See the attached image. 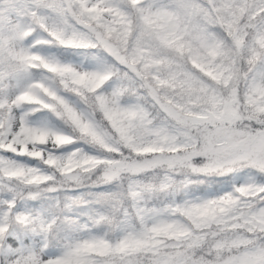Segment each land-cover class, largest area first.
<instances>
[{"label":"clouds","instance_id":"clouds-1","mask_svg":"<svg viewBox=\"0 0 264 264\" xmlns=\"http://www.w3.org/2000/svg\"><path fill=\"white\" fill-rule=\"evenodd\" d=\"M140 2L135 0L136 4ZM170 2L159 0L162 6ZM77 7L73 4V8ZM252 7L251 0L243 4L235 0L231 5L218 4L217 24L209 26L202 41L192 42V50H186L183 55L164 44L159 38V28L142 18L130 21L126 32H121L118 25L113 26L107 39L130 62L135 61L136 75L151 84L166 111L144 92L141 94L147 98L138 100L134 89L139 81L130 83L122 79L120 73L126 69L117 62L116 73L101 82L86 74L103 71L62 64L36 51L28 43L29 37L42 29L34 19L15 35H0L3 44L0 54L6 59L8 55L17 61L31 57L28 72L36 69L48 74L46 80L31 83L42 85L32 89L40 100L23 105L20 114L47 109L63 123V127L33 126L27 120L28 127L47 135L33 139L29 132L19 140L13 136L8 144L0 142V149H6L5 153H16L17 149L19 156L24 157L39 153L37 161L47 166L44 170L47 182L33 180L25 170L28 165L2 155L0 176L11 181L17 193L26 188L48 190L50 186H116L114 191L98 197L107 207L101 222L109 226V231L102 235H71L61 242L53 220L41 229L43 237L39 245L2 258L0 264H253L254 261L264 264V182L240 184L226 192L229 195L225 199L211 206L209 199L172 203L159 211L139 206L147 194L174 190L178 176L191 184H204L207 178L244 169H254L264 175V170L251 166L258 154L246 153L243 147L240 152L215 163L214 157L195 154L198 151L195 142L203 143L205 130L226 129L241 146L253 139L258 130H264V98H255L254 83L257 75L254 69L264 68V15ZM36 11L37 18L48 16L49 27L62 31L65 39L73 38L70 45L57 44L68 48H99L114 58L102 46H88L94 41L87 25L81 28L75 20L66 24L43 7ZM43 32L51 38L47 31ZM41 41L45 40H36V43ZM210 49L214 55L209 54ZM42 60L69 66L77 76L60 77L45 67ZM177 65L197 81L191 90L179 83H164L171 80L170 70ZM212 72L221 78L217 79ZM80 76L84 77L83 81ZM113 77L120 81V87L128 88L119 97L118 107L132 109L140 105L137 118L116 122L109 110L113 105L102 107L99 103L101 96L111 101L116 90L107 92L105 85ZM178 79L182 80L183 76ZM45 87L50 91L45 92ZM52 92L56 95H51ZM69 95L76 97V101L69 99ZM126 96L134 97L136 103H122ZM53 103L55 110L49 106ZM25 106H28L26 110ZM20 114L17 113V122L12 126L17 132L23 126ZM157 129H163L161 136L168 137L166 142L155 135ZM75 145L81 146L61 151ZM45 150L49 153L47 159ZM157 160L161 162L154 163ZM205 168L204 172L197 171ZM149 172L151 175L146 179H139ZM129 199L131 204L127 203ZM122 211L134 222L115 235L112 228ZM3 216L2 240L14 224L31 223L26 217L16 216L13 209L6 208ZM223 220L228 222L221 223Z\"/></svg>","mask_w":264,"mask_h":264},{"label":"snow or ice","instance_id":"snow-or-ice-1","mask_svg":"<svg viewBox=\"0 0 264 264\" xmlns=\"http://www.w3.org/2000/svg\"><path fill=\"white\" fill-rule=\"evenodd\" d=\"M234 0H171L167 5H160L159 0H141L140 4H136L135 0H121V5L117 6L112 3V0H34L32 10L30 11L31 19L44 30L49 33L51 37L48 40L41 41L43 44L48 43H60L64 45H70L73 43V38L65 39V34L62 31L53 30L49 27L50 18L48 16H42L37 18V9L43 7L46 10L54 13L57 17L62 18L66 24H71V21L75 20L83 28L85 25L89 27L90 34L94 43L91 47L102 46L115 58L117 64L123 69L120 73L121 78L128 80L130 83H137L138 87L134 89L138 100L146 99L150 96L154 102L159 104L161 110H167L163 103L160 101V97L156 90L146 81H142V78L136 75V69L134 67L135 61L130 62L127 57L121 54L119 49L113 48L107 34L113 30L114 25H118L121 32H126L130 25L129 22L136 18H142L150 25H156L159 28V38L161 41L174 48L175 51L183 55L186 50L191 51L192 42H201L204 35L207 34L209 26H215L218 22V18L215 15L218 4L231 5ZM238 3H247L248 0H235ZM252 10L259 11L264 15V0H251ZM73 4L77 5V8H73ZM78 11V15H77ZM98 29H103L100 31ZM3 48L2 42H0V49ZM210 55L214 53L209 50ZM45 67L51 68L53 72L57 73L60 77L73 78L77 76L75 70L69 66H60L56 64H49L45 61H41ZM32 63L31 57H25L21 61H17L13 56L8 55L7 59L5 55L0 54V89L4 90V94H0V124H3L4 120H7V124L0 126V142L8 144L11 142L13 136L17 140L25 133H32L33 139H42L47 135L46 132L27 126V113H21L19 115V121L23 125L17 132L12 127L16 124L18 116L17 110L25 104L40 100L33 88L41 87L40 84H31L25 87L14 98L6 94V90L9 88L13 80H16L22 73L28 72V67ZM117 69L114 67L111 70L103 72L87 73L86 75L98 79L101 82L107 79L108 75L115 74ZM257 72L254 83L257 86L255 98H264V68L254 69ZM172 78L170 81H165V84L175 85L179 83L186 90H191L197 81L190 72L183 71L181 66L177 65L175 69L170 70ZM212 75L217 79L221 77L215 72ZM183 76L182 80L178 77ZM83 81L84 77H79ZM247 79V78H245ZM45 92H49L50 89L45 87ZM128 88L119 87L112 94L111 101L106 100L103 96L100 97L99 103L101 106L108 104L113 105L109 110L113 114V119L119 122L123 119H135L139 115L140 105H136L132 109H121L117 105L119 97L125 94ZM142 92L146 95L141 94ZM51 95L55 96L56 93L52 92ZM60 103L63 100L57 96ZM52 110H55V104L49 105ZM163 129L154 130L155 135L160 136L163 141H167L166 135L161 136ZM39 133V135H37ZM191 140V132L187 133ZM203 143L196 141V147L198 151L196 155L214 157V163L220 159H223L229 154L238 153L241 151V147L246 153H257L256 159L251 161V166L256 167L259 170H264V130H258L254 134V138L246 142L243 146L234 142L232 134L226 129H214L204 131ZM6 149H0V152H4ZM19 155V150L16 153ZM47 150H45V159L48 156ZM55 158V153H52ZM29 158L38 160L39 153H33ZM42 162V161H41ZM160 160L154 161L159 163ZM33 178V180L45 179L46 173L44 170L38 167L27 166L25 169ZM205 169H199L197 171L204 172ZM167 179H171L168 177ZM167 185H165L166 187ZM48 190H54L49 188ZM229 194L211 198L208 200V205L219 203L225 199ZM14 204H9L8 208L12 209ZM100 219H103L101 217ZM221 223H227V220L220 221ZM2 241V239H0ZM253 264H256L254 261Z\"/></svg>","mask_w":264,"mask_h":264},{"label":"rangeland","instance_id":"rangeland-1","mask_svg":"<svg viewBox=\"0 0 264 264\" xmlns=\"http://www.w3.org/2000/svg\"><path fill=\"white\" fill-rule=\"evenodd\" d=\"M33 3L34 0H0V35H15L17 32L24 29L27 25L31 24V17L29 13L32 10ZM112 3L114 5L120 6L121 0H112ZM46 39H48L47 33L43 32L42 29H37V31L33 33L31 37H29L28 43L30 45H33L35 50L45 57L51 60L58 61L62 64H72L73 66L80 67L89 71H105L109 68L116 67V61L114 60V58L110 57V55H107L106 58L110 57V60L104 59L103 54L98 51V48H89L88 51L85 52L89 55L83 53L78 58L58 57L54 53L42 50L36 43V40ZM47 76L48 74L46 72L36 69H33L30 72L22 73L16 80L12 81L11 85L6 90V94L14 98L25 87H27L31 83L46 80ZM119 87L120 81L116 77H113V79L105 85V91L111 92ZM0 94H4L3 89H0ZM68 98L73 100L74 102L77 99L76 97L71 95H69ZM122 103H124L125 105L134 104L136 103V99L134 97L126 96L123 98ZM27 108L28 106H25V110ZM17 113L20 114V110H17ZM31 113L32 112H27V120L33 126L54 127L53 125L42 124L41 119L38 117V115H35L31 118L29 116ZM40 114L43 115L44 113L40 112ZM77 146L81 145L68 146L66 149H63L61 151H71L73 147ZM0 155L5 156L6 158L15 159L18 162L24 163L28 166L41 168L42 170H46L47 167L40 161L29 157L19 156L10 152H0ZM161 179H163V174ZM247 182H264V179L250 176L241 172H235L231 182L222 185L216 190H209L200 194L191 193L185 195L182 198H179L178 194L176 192H173L171 200H169L163 206H148L145 204V202H143L144 199L139 202V206L148 210L159 211L172 203H180L185 200L211 199L223 195L226 192L232 191L234 187ZM13 187L14 186L11 181H9L6 177L0 176V221L4 219L3 211L8 208L10 203L14 204V207L12 209L16 216L26 217L30 221L33 220V218L29 217L28 215L30 213V210L25 204L26 201H19L20 199H22L18 197L20 196V192H14ZM115 187V184H106L100 185L98 188H91L86 192L81 189H70L67 192L66 203L72 209L71 211L77 213L78 209H80L83 210L84 213L82 217H77L75 220L63 219L62 221H56V231L61 242H63L71 235H102L106 231H109V226L101 222L100 219L101 216L107 212V207L99 201L98 197L101 193H109L114 191ZM147 198L148 197L146 196L145 199ZM127 203L131 204V199H129ZM37 210L40 213L36 214V221H31V224H29L25 228L22 225L18 226L14 224V227L9 229L8 234L2 241H0V259L11 256L13 254H17L27 247L37 246L42 242L43 233L41 229L46 227L47 224L51 223L53 220H56V217L48 216L42 213L39 208H37ZM133 222V218L122 211L118 214L117 224L112 228V231L115 235H119L120 230L127 227L130 223ZM80 225H82V227H80Z\"/></svg>","mask_w":264,"mask_h":264},{"label":"trees","instance_id":"trees-1","mask_svg":"<svg viewBox=\"0 0 264 264\" xmlns=\"http://www.w3.org/2000/svg\"><path fill=\"white\" fill-rule=\"evenodd\" d=\"M45 49H48L56 54L67 57V56H76L77 49L76 48H68L65 46H61L56 43H48L43 44ZM107 53V52H106ZM107 55H109L107 53ZM111 57V56H110ZM110 57L108 58L110 60ZM107 59V60H108ZM43 111H47L45 117H40L41 121L44 124H51L55 125L56 127H63L62 121H60L51 111L44 109ZM37 113V112H35ZM33 113V114H35ZM237 172L245 173L250 176H255L258 178L264 179V175L259 174L254 169H244ZM234 173L226 174L222 177H211L207 178L206 183L204 184H191L186 181L182 177H176V184L177 187L174 190H163L156 194H147L146 196L149 198L144 199L146 205H157L163 206L172 198V193L176 192L179 198L184 197L187 194L191 193H204L208 190H216L220 188L222 185L231 182L234 177ZM151 172L147 173L144 177H139L141 180L146 179L147 176H150ZM162 178V175L160 179ZM162 180V179H161ZM82 188L84 191H88L91 188H98V185L89 184V185H81V186H66V187H59V186H50L54 190H41V189H23L19 195L23 198L27 199L28 207L30 213L28 214L29 217L33 218L31 221H36V214L39 213L36 206H40L42 209L41 211L49 216H56L57 220H75L78 217H82L83 210L78 209L77 214L70 212L69 206L66 204V194L70 189ZM81 223V222H80ZM19 226H23L24 228L27 227L29 224H20L16 223ZM31 224V223H30Z\"/></svg>","mask_w":264,"mask_h":264}]
</instances>
